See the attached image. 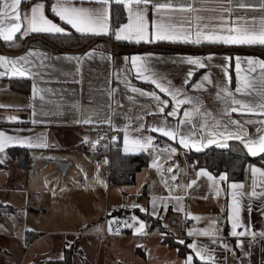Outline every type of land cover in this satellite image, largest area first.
I'll return each instance as SVG.
<instances>
[{
  "label": "crops",
  "instance_id": "1",
  "mask_svg": "<svg viewBox=\"0 0 264 264\" xmlns=\"http://www.w3.org/2000/svg\"><path fill=\"white\" fill-rule=\"evenodd\" d=\"M37 3L45 5L44 16L64 28L65 33L71 29L79 34L107 38L122 50L151 45L200 47L211 44L218 45L217 48L264 45L225 44L203 39L204 35L212 33L226 35L228 28H264V0H150L148 5L137 4L135 0H108L107 4L93 0L83 6L98 10L106 18L107 31L100 34L78 32L60 20L51 11L55 0H23L19 6L21 17L30 15V9ZM114 4L121 5L125 12L124 21L117 26L112 24ZM138 13H143L147 21V39L139 42L126 27L134 24ZM13 22L4 17L0 19V26L8 29ZM157 25H164L177 38L155 39ZM198 26L202 32L201 42L195 43ZM26 27V24L22 25L21 32ZM21 32L14 36L19 34L23 44L30 40L26 48L23 45L18 50L7 49L9 53L0 52V57L4 58L0 61V119L9 123L0 126V133L12 138L2 151L9 155L8 149L18 146L27 148L30 155L31 149H47L52 130L73 133L75 139L87 130L96 132L101 138L98 133L107 130L109 135L102 138L100 144L119 140L123 152H145L150 159L156 149L153 142L158 137L163 138L166 144L160 154L175 149L173 154H179L185 163L176 174L180 187L173 197L154 209L148 208L149 197L144 188L145 211L160 220L166 235L173 234L169 236L179 241L186 239L189 251L184 256L179 255L175 247L162 241L165 236L159 237L163 247L160 255L167 253L166 248L173 253L169 254L171 260L176 255L184 260V264L188 257H192L191 264H264V242L253 244V239L264 236L261 235L264 233V175L261 174L264 166L247 164L242 181L228 182L224 173L214 175L206 169H198L190 175L184 159L185 151L221 146L231 140L242 143L248 154L246 144L258 151L259 138L264 136V115L261 114L264 112V66L260 63L264 62V57L242 51L233 55L150 49L117 52L109 45V49L92 46L81 53H66L29 46L30 42L39 41L35 37L60 33L28 32L22 35ZM117 33L131 38L117 39ZM0 41L5 46L10 40L0 36ZM121 42L130 45L124 47ZM134 58L138 59L134 61ZM189 59L199 60L204 66L189 63ZM9 79L29 80V92L11 88ZM161 88L167 91H161ZM161 107L163 112H160ZM173 110L176 115L169 116ZM186 111L188 117L184 116ZM152 128L175 131L176 139L151 131ZM181 134L188 147L179 143ZM237 135L243 139H237ZM149 137L152 143L146 144ZM134 140H139L143 147L135 146ZM96 150L93 154L99 156ZM106 156L109 162L107 153ZM202 172L207 175H201ZM234 184L242 187L233 188ZM233 195L239 202V226L235 231L244 232L243 236L231 235L236 206ZM124 211L131 213L130 209ZM167 219L168 223H164ZM152 230L147 231L151 233ZM190 231L192 235H189ZM177 263L173 260V264Z\"/></svg>",
  "mask_w": 264,
  "mask_h": 264
},
{
  "label": "rangeland",
  "instance_id": "2",
  "mask_svg": "<svg viewBox=\"0 0 264 264\" xmlns=\"http://www.w3.org/2000/svg\"><path fill=\"white\" fill-rule=\"evenodd\" d=\"M60 130L51 131L47 149H31L27 170L0 152V197L12 208L0 217V264H61L69 245L70 264H184L176 255L171 260L166 248L160 255L159 237L171 234L157 228L150 233L137 214L124 211L146 210L144 188L148 208L173 197L182 157L155 149L133 184L112 185L106 153L93 154L102 138L87 130L75 139ZM61 163L68 165L65 174ZM141 223L144 228L137 232ZM26 232L36 234L32 241L25 240Z\"/></svg>",
  "mask_w": 264,
  "mask_h": 264
},
{
  "label": "trees",
  "instance_id": "3",
  "mask_svg": "<svg viewBox=\"0 0 264 264\" xmlns=\"http://www.w3.org/2000/svg\"><path fill=\"white\" fill-rule=\"evenodd\" d=\"M125 19V12L121 5L114 4L112 7V24L117 26ZM69 29V28H68ZM43 37L53 44L54 46L63 50H78L84 48L92 40L97 37L87 34H79L71 29L67 33L63 34H43ZM24 40L19 34L15 35L10 41L5 42V46L8 50H18L24 44ZM121 46L127 47L130 44L121 42ZM30 47H42L45 49H51L41 41H32L29 44ZM184 47H191L189 44H181ZM93 47L109 49L106 42H97ZM202 48H217L218 45H201ZM250 49L264 51V45L261 46H249ZM153 51H165V52H178L165 48H151ZM1 52V50H0ZM237 51L228 52L233 55ZM264 57V56H262ZM232 68V65H231ZM231 84H233V75L231 72ZM9 86L13 89H17L22 92H29L30 82L27 79H9ZM9 123L0 119V126H7ZM108 155V180L112 185H131L135 182V176L142 168L146 167L149 163L148 153H125L121 149L119 140H107L99 144L96 154L100 155L102 152ZM9 155L15 161L16 165L27 170L29 167V150L14 146L8 149ZM184 159L190 175L196 172L198 169H206L214 175L224 173L228 182H239L244 178V170L247 164H256L264 166V153L256 156H251L246 151L242 143L236 140L228 141L221 146H208L199 151L188 150L184 152ZM144 193V190H143ZM12 210L10 206L3 204L0 197V217L3 213ZM130 212L137 214L144 222L147 230L159 228L162 232H166L160 220L148 213V211H140L138 207H133ZM25 240L32 241L33 236L36 234L32 232H26ZM171 248H176L178 254L184 256L189 250L187 248V240H179L171 236H167L162 239ZM72 255V245L66 246L63 249V258L59 260L61 264H70ZM54 264V262H51Z\"/></svg>",
  "mask_w": 264,
  "mask_h": 264
},
{
  "label": "snow or ice",
  "instance_id": "4",
  "mask_svg": "<svg viewBox=\"0 0 264 264\" xmlns=\"http://www.w3.org/2000/svg\"><path fill=\"white\" fill-rule=\"evenodd\" d=\"M23 0H0V19H3L4 17H8L14 22L10 24L8 29H4L2 26H0V36L3 37L4 40H12L14 38V34L17 32H21L22 25L26 24L27 27L24 28L23 32H21L22 35H26L28 32H53V33H65V29L58 26L57 24L53 23L52 21L48 20L44 16V8L45 5L43 3H37L33 5V7L30 9V15L24 14L23 18L21 17L20 8L19 6ZM93 2V0H55V3L51 7V11L60 18V20L64 21L66 24L71 25L72 28L76 29V31L81 33H93V34H100L101 32L107 31V26L105 23V17L98 12V10L84 7L83 5L85 3ZM95 2L107 4L108 0H95ZM137 4L143 3L144 5H148L150 3V0H135ZM78 5V6H77ZM11 9V11H8ZM190 23V22H189ZM129 29H131V34L135 36L136 41L139 42L140 40H146L147 39V21L145 19V15L143 13H138L136 16V20L134 24H131L126 26ZM123 29H121V32ZM228 34L226 35H218L215 33L204 35L203 39L209 41V42H222L225 44H264V28L257 30L255 27H248V28H228L227 29ZM197 39L194 41L195 43L201 42V36L202 32L199 29V26L197 27L196 32ZM117 39H129L131 38L130 35H121L120 33H117L116 35ZM177 36L169 32V30L164 25H157L156 26V35L155 39L158 40H172L176 39ZM185 40L188 39L187 36L184 37ZM4 58L0 57V61H2ZM135 59L138 58H134ZM189 63L192 64H198L200 67H203L204 65L199 60H192L189 59ZM249 64L252 63V61H248ZM262 66H264V62H260ZM239 66V65H238ZM22 74V73H21ZM205 80L208 79V77L204 78ZM160 87L159 85H157ZM245 87L248 85L245 84ZM136 91V89H133ZM240 89L237 88V91ZM161 91H167V89L161 88ZM155 96V94H153ZM157 100H159V97H155ZM173 99H175V96H173ZM186 101H178V103H185ZM166 103V102H161ZM264 107V105H262ZM164 108H160V112H163ZM233 111H236L235 108H233ZM264 115V112L261 113ZM169 116H175L176 111L173 110L172 112L168 113ZM185 117L189 116V113L186 111L184 113ZM12 119H15L13 117ZM184 121H182L183 123ZM232 123H239L238 121H233ZM251 123V121H249ZM139 130V129H138ZM151 131H159L164 136H167L171 139H176V132L166 130L165 128H152ZM257 131H260L259 129ZM237 139H243L239 135L236 137ZM12 138L6 137L3 135V133H0V151L3 150L5 144H7ZM146 144H151L152 139L149 137L145 141ZM179 143L184 146L188 147V142L184 138L183 134H181V138L179 140ZM133 144L137 147H143V145L140 144L139 140H134ZM246 147H248V150L251 155L256 156L260 153H264V136H260L259 142H258V151L246 144ZM199 150V149H197ZM172 152H175V149H171ZM171 171V169H169ZM253 171H259L257 169H253ZM201 175H207L206 172L200 173ZM264 175V173H261ZM175 179V177H173ZM209 179H212L209 177ZM221 179H225V177H221ZM192 183H195L193 181ZM233 188L236 187H242L241 185H232ZM233 201L235 202L236 206L233 208V231L231 235L233 236H243L244 232L237 233L235 229L239 226V207H238V201L236 200V196L233 195ZM143 211V209H142ZM144 228V224L141 223L140 227L137 229V232H141ZM193 233L190 231L189 235H192ZM207 234V233H205ZM255 235V234H253ZM261 235H264V233H261ZM215 242V241H213ZM180 243H183V241H180ZM190 247H195V245H191ZM197 255H200L197 253ZM203 258V257H201ZM192 257H188L186 264H191Z\"/></svg>",
  "mask_w": 264,
  "mask_h": 264
},
{
  "label": "water",
  "instance_id": "5",
  "mask_svg": "<svg viewBox=\"0 0 264 264\" xmlns=\"http://www.w3.org/2000/svg\"><path fill=\"white\" fill-rule=\"evenodd\" d=\"M34 39H37L44 43L46 46L51 48L52 50L59 51V52H66V53H81L92 46H94L97 42L104 41L106 42L109 46L113 48L114 51L117 52H139V51H144L147 49L151 48H165V49H171L175 51H180V52H188V53H226V52H231V51H242L246 53H251L259 56H264V51L260 50H255V49H250V48H244V47H220V48H202V47H184V46H171V45H151V46H138L132 49L128 50H122L118 48L115 44H113L112 41L108 40L107 38H96L92 40L89 44H87L84 48L78 49V50H63L60 49L50 42H48L45 38L43 37H35ZM30 40L26 41L24 44V47L26 48L28 46ZM0 50L4 51L5 53H9L8 50L5 48L4 44L0 41ZM24 119H26V116H23ZM68 165L65 163L59 164V170L61 174H65V171L67 169Z\"/></svg>",
  "mask_w": 264,
  "mask_h": 264
},
{
  "label": "built area",
  "instance_id": "6",
  "mask_svg": "<svg viewBox=\"0 0 264 264\" xmlns=\"http://www.w3.org/2000/svg\"><path fill=\"white\" fill-rule=\"evenodd\" d=\"M96 133V132H95ZM98 135L101 137V138H105V137H108L109 135V131L107 130H101ZM166 142L163 138H156L155 141L153 142V147L156 148V149H161L165 146ZM261 242H264V236L261 237V238H255L253 239V244L254 245H259Z\"/></svg>",
  "mask_w": 264,
  "mask_h": 264
}]
</instances>
